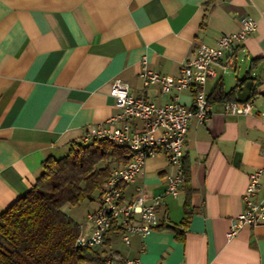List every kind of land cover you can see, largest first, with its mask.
<instances>
[{
	"label": "crops",
	"instance_id": "1",
	"mask_svg": "<svg viewBox=\"0 0 264 264\" xmlns=\"http://www.w3.org/2000/svg\"><path fill=\"white\" fill-rule=\"evenodd\" d=\"M241 17L254 19L256 28L212 65L215 73L204 83L211 113L202 122L190 119L178 194L166 192L173 170L166 157L148 156L121 186L122 201L141 191L147 203L158 196L157 223L129 243L118 228L109 230L96 248L119 257L115 264H264V221L227 237L243 211L249 173L264 166V0H0V213L34 186L45 158H60L72 143H89L99 128L112 126L108 119L119 111L110 95L114 79L157 105L176 99L190 106L188 90L144 87L143 59L149 69L177 77L200 43L214 45L219 34L238 30ZM248 79L250 113L226 112L225 102L238 101L236 91ZM219 84L229 99L213 98ZM114 144L126 158L111 161L112 168L128 159L126 146ZM99 193L85 200L81 229ZM255 199H264V174ZM185 202L191 215L181 237L155 227L178 225Z\"/></svg>",
	"mask_w": 264,
	"mask_h": 264
},
{
	"label": "built area",
	"instance_id": "2",
	"mask_svg": "<svg viewBox=\"0 0 264 264\" xmlns=\"http://www.w3.org/2000/svg\"><path fill=\"white\" fill-rule=\"evenodd\" d=\"M238 30L228 34H219L214 45L200 43L194 55L184 61L177 77H168L146 67V59L142 61L140 73L143 86L153 83L160 85L162 92L171 89L188 90L192 104L187 106L176 99L157 105L142 96H135L129 91L127 83L114 79L110 95L118 112L109 117L111 127H101L95 138L105 139L126 146L128 159L120 167L113 168L110 177L99 190L98 207L86 216V228H82L76 238V245L82 247H98L103 244L110 228L115 225L122 232V240L129 243L132 235L145 236L157 223L155 208L159 204L158 196L146 202V193L141 191L131 201L123 202L121 186L132 182L139 173L145 159L162 153L173 168L166 176V192L176 196L183 179V142L190 119L195 116L198 121L206 120L211 113V105L204 92V83L214 75L213 63L218 62L226 50L242 41L248 33L256 28V21L251 17H241ZM232 62L228 61L223 69ZM252 100L244 102L226 101L224 110L233 115L249 114ZM138 120L141 126H136ZM159 130L157 136L154 132ZM84 137V141L89 140ZM264 155V149L262 150ZM264 166L249 173V180L242 195L243 211L232 221L227 237L234 236L245 226H255L264 221V199L256 200L261 187ZM119 257L110 256L106 264H115ZM124 264H141L139 259H125Z\"/></svg>",
	"mask_w": 264,
	"mask_h": 264
},
{
	"label": "trees",
	"instance_id": "3",
	"mask_svg": "<svg viewBox=\"0 0 264 264\" xmlns=\"http://www.w3.org/2000/svg\"><path fill=\"white\" fill-rule=\"evenodd\" d=\"M229 96L220 84L213 91L217 100ZM125 158L124 147L96 138L72 143L60 158H45L34 186L0 213V264H106L107 258L96 247L76 245L81 227L62 206L92 200L110 177V162ZM190 215L185 202V216L178 225L155 227L171 229L181 237Z\"/></svg>",
	"mask_w": 264,
	"mask_h": 264
},
{
	"label": "rangeland",
	"instance_id": "4",
	"mask_svg": "<svg viewBox=\"0 0 264 264\" xmlns=\"http://www.w3.org/2000/svg\"><path fill=\"white\" fill-rule=\"evenodd\" d=\"M86 202L81 201L76 205L64 204L62 210L67 213L76 223L80 222L85 214ZM79 224V223H78Z\"/></svg>",
	"mask_w": 264,
	"mask_h": 264
},
{
	"label": "water",
	"instance_id": "5",
	"mask_svg": "<svg viewBox=\"0 0 264 264\" xmlns=\"http://www.w3.org/2000/svg\"><path fill=\"white\" fill-rule=\"evenodd\" d=\"M252 87V80L248 79L244 84L236 91V99L238 101H245L250 96V90Z\"/></svg>",
	"mask_w": 264,
	"mask_h": 264
}]
</instances>
